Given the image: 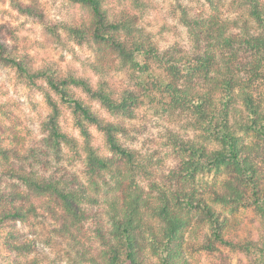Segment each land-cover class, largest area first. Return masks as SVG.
I'll use <instances>...</instances> for the list:
<instances>
[{"label": "clouds", "instance_id": "9594fccd", "mask_svg": "<svg viewBox=\"0 0 264 264\" xmlns=\"http://www.w3.org/2000/svg\"><path fill=\"white\" fill-rule=\"evenodd\" d=\"M0 197V264H264V0H0Z\"/></svg>", "mask_w": 264, "mask_h": 264}, {"label": "rangeland", "instance_id": "374dc122", "mask_svg": "<svg viewBox=\"0 0 264 264\" xmlns=\"http://www.w3.org/2000/svg\"><path fill=\"white\" fill-rule=\"evenodd\" d=\"M4 247H5V248H9V247H11V246H10L9 244L6 243V244L4 245ZM5 259H6V257H5Z\"/></svg>", "mask_w": 264, "mask_h": 264}, {"label": "trees", "instance_id": "16d2710c", "mask_svg": "<svg viewBox=\"0 0 264 264\" xmlns=\"http://www.w3.org/2000/svg\"><path fill=\"white\" fill-rule=\"evenodd\" d=\"M0 198H2V197H0Z\"/></svg>", "mask_w": 264, "mask_h": 264}]
</instances>
